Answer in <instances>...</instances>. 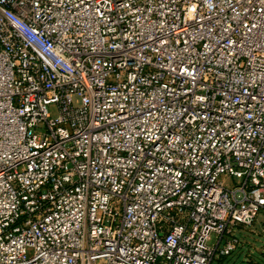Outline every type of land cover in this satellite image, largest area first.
Masks as SVG:
<instances>
[{
	"label": "built area",
	"instance_id": "2783aa9c",
	"mask_svg": "<svg viewBox=\"0 0 264 264\" xmlns=\"http://www.w3.org/2000/svg\"><path fill=\"white\" fill-rule=\"evenodd\" d=\"M262 212L264 0H0V264H213Z\"/></svg>",
	"mask_w": 264,
	"mask_h": 264
},
{
	"label": "rangeland",
	"instance_id": "374dc122",
	"mask_svg": "<svg viewBox=\"0 0 264 264\" xmlns=\"http://www.w3.org/2000/svg\"><path fill=\"white\" fill-rule=\"evenodd\" d=\"M52 119L59 117V110L56 105L49 107ZM239 180H234L238 185ZM236 236L240 244L231 256L226 258L217 257L213 264H264V212L259 215L253 229L238 227Z\"/></svg>",
	"mask_w": 264,
	"mask_h": 264
}]
</instances>
